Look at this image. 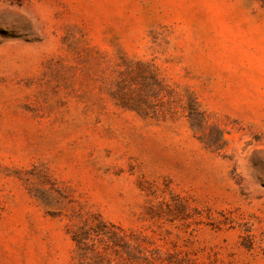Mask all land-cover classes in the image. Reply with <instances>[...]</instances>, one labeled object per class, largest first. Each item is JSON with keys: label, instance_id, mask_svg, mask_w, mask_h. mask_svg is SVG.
<instances>
[{"label": "rangeland", "instance_id": "1", "mask_svg": "<svg viewBox=\"0 0 264 264\" xmlns=\"http://www.w3.org/2000/svg\"><path fill=\"white\" fill-rule=\"evenodd\" d=\"M0 264H264V0H0Z\"/></svg>", "mask_w": 264, "mask_h": 264}, {"label": "trees", "instance_id": "2", "mask_svg": "<svg viewBox=\"0 0 264 264\" xmlns=\"http://www.w3.org/2000/svg\"><path fill=\"white\" fill-rule=\"evenodd\" d=\"M115 230L116 228L113 225L100 220H95L91 224L84 223L72 234V239L77 249V258L83 261L85 254L94 250L93 243H90L94 241L92 236H103L107 239V242L112 243L114 246L129 249L128 243L122 242L123 239L117 235L118 231L116 232ZM127 256L128 259L133 258L129 252H127Z\"/></svg>", "mask_w": 264, "mask_h": 264}]
</instances>
